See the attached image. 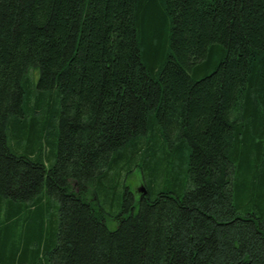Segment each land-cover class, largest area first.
Here are the masks:
<instances>
[{
  "label": "trees",
  "instance_id": "trees-1",
  "mask_svg": "<svg viewBox=\"0 0 264 264\" xmlns=\"http://www.w3.org/2000/svg\"><path fill=\"white\" fill-rule=\"evenodd\" d=\"M0 264H264V0H0Z\"/></svg>",
  "mask_w": 264,
  "mask_h": 264
},
{
  "label": "rangeland",
  "instance_id": "rangeland-1",
  "mask_svg": "<svg viewBox=\"0 0 264 264\" xmlns=\"http://www.w3.org/2000/svg\"><path fill=\"white\" fill-rule=\"evenodd\" d=\"M37 76H38V73L36 74V76H34L35 77L34 81L37 80ZM170 181H171V178H170ZM125 185L132 192L134 202H135L134 211H137V209H138V203L137 202H138V200H140V196L143 193L140 190L144 189L146 191V186L144 184L141 171L139 169H136L125 178L123 183L118 187V191H120V193L122 192ZM156 189H157V187L155 188V190ZM87 195H88L87 197H88V199H90V201L96 202L95 196L93 195L91 184H88ZM116 202H117V200L115 202H113L111 205L110 199L108 197L106 198L105 196H102V198L98 199V205H100L101 207H103L107 211L113 210V211L117 212L119 208H118V204ZM106 225L110 230H113V229H115L117 222L115 219L108 217L106 219Z\"/></svg>",
  "mask_w": 264,
  "mask_h": 264
},
{
  "label": "water",
  "instance_id": "water-1",
  "mask_svg": "<svg viewBox=\"0 0 264 264\" xmlns=\"http://www.w3.org/2000/svg\"><path fill=\"white\" fill-rule=\"evenodd\" d=\"M140 191L143 192L142 195L140 196V198H141L142 196H144L146 194V191L144 189H141Z\"/></svg>",
  "mask_w": 264,
  "mask_h": 264
}]
</instances>
